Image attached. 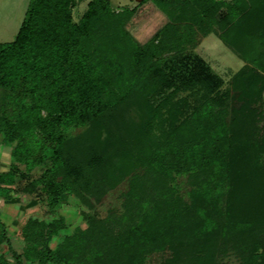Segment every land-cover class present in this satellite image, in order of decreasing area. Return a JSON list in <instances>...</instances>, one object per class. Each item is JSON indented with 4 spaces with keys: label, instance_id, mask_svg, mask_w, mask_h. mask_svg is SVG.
Returning a JSON list of instances; mask_svg holds the SVG:
<instances>
[{
    "label": "trees",
    "instance_id": "1",
    "mask_svg": "<svg viewBox=\"0 0 264 264\" xmlns=\"http://www.w3.org/2000/svg\"><path fill=\"white\" fill-rule=\"evenodd\" d=\"M72 1L29 0L14 39L0 42V135L14 143L15 157L8 170L0 168V196L15 200L12 192L33 193L30 204L42 199L54 214L50 220L27 219L19 250L0 218V246L7 242L13 264H151L154 258L156 264H211L215 253L229 249L240 253L243 264H264V196L251 191L254 179L264 186V135L260 143L249 140L251 133L260 136L256 128L241 144L221 135L232 122L225 117L231 107L227 92L216 102L220 108L208 100L184 115L182 103L174 100L180 85L163 67L168 53L195 47L226 4L229 12L218 19L220 36L252 65L233 79L241 104L232 108L239 117L252 116L264 88V0H181L175 16L166 12L169 20L145 44L122 27L109 31L105 37L115 42L116 54L108 51L115 64L104 68L88 45L100 37L94 25L104 18L122 21L135 7L117 13L110 0H93L78 24ZM153 1L165 10L174 0ZM132 104L141 107L142 119L127 132L140 139L132 145L128 135L117 157L130 168L125 158L134 156L151 174L127 177L117 189V206L105 216L91 214L88 227H75L52 247L66 228L59 212L66 197L87 198L96 172L112 162L109 149L99 159L102 120ZM79 127L84 131L72 135ZM45 158L47 167L20 188ZM112 175L105 177L113 180ZM180 175L186 176V194ZM123 181L108 188L98 178L106 190L102 197ZM244 187L252 193L247 190L240 201ZM221 201H227V210ZM0 264H11L4 252Z\"/></svg>",
    "mask_w": 264,
    "mask_h": 264
},
{
    "label": "rangeland",
    "instance_id": "2",
    "mask_svg": "<svg viewBox=\"0 0 264 264\" xmlns=\"http://www.w3.org/2000/svg\"><path fill=\"white\" fill-rule=\"evenodd\" d=\"M92 1L93 0H73L70 3L71 14L76 23L79 24L81 22L83 15L89 9ZM248 1L250 2V0ZM28 2L29 0H0V42L14 39L23 20ZM110 2L114 11L117 13L124 12L126 7H135V11L122 21V18L116 20L104 18L94 25L97 27L96 30L100 33V37L96 35L93 40L88 42V45L90 50L98 51L99 54L95 56V59L102 68L106 67L111 62L115 64V62L111 60L112 55H109L108 52L111 51L112 54H116L114 52L115 47L113 48L115 42H113V40L109 41L105 37L109 34V31L118 30V28L122 27L123 30L137 40V42L145 44V42L151 39L159 28L169 20L167 13L170 12L175 16L176 7L181 3V0H174L170 3H166L164 6L166 11L161 9L153 0H110ZM225 2L232 3L233 0H225ZM228 12L229 9L227 5H221L216 13V22L206 26L207 33L200 37L198 44L180 53H168V56L165 55L166 57H163L165 58L163 59V67L172 75L177 84L180 85L179 90L175 93L174 100L182 103L184 115L190 113L208 100L213 103L216 109L220 108L219 103L217 104L216 102H219V99L221 100L225 97L227 92L230 94L231 107L227 108L228 115L225 117H229V121L232 120V122L227 131L224 134L221 133V135L224 138L226 137L225 139L230 144H234L235 142L241 144L248 134L257 128L260 131V136H254L251 133L249 140L260 143L263 141L264 135L261 134L263 133L262 131H264L262 130L264 129V118L261 117V114H264V88L261 91V99L252 104V108L254 109L252 116L243 113L244 115L239 117V115L237 116V114H235L238 111L232 108L233 106L238 107L241 104L236 98L238 91L233 88V79L241 70L248 69L252 65L220 36L223 29L218 26V19L225 17ZM125 69H127V65ZM124 72V78L128 79V77H126L128 72ZM174 88L175 85H172L165 90V93L172 91ZM152 101L154 103L157 102L156 99H152ZM141 119V107H136L132 104L127 107L124 106L116 112L115 115L107 116L102 120L101 127L98 131L100 143L102 142L101 145H99V159H103L104 151L109 149L113 152L112 162L110 165L108 164L109 166L105 167V172L104 170L99 173L96 172V176L94 177V185L96 186H92V184L88 186L87 192L91 189L92 191L87 193L89 194L87 198L79 199L72 195L66 197L63 205L59 208L60 214L65 216L66 228L60 230V233L52 239V247L56 246L65 234L71 233L75 227H88L89 220L87 219L91 214L105 216L110 208L117 206V204H119L117 189L120 190L119 188L125 186L124 183L128 181L127 177L137 176L145 172L146 175L151 174L149 169L146 171L142 169V164L138 163V159H135L134 156L125 158L128 162H131L132 166H129L130 168H128V166L122 167L120 163L121 160L117 157L118 154L116 152L122 149L124 144L129 142V136L133 137V139H140L139 136L129 134V132H127L129 130L127 129L135 130V126L137 123L140 124ZM106 125H108V127H106ZM82 128L83 127L74 129L72 135L83 132L84 130ZM36 137L37 135L34 134V138ZM105 139H107L108 142H106ZM133 139H130L132 145L136 141V139ZM28 142L32 144L34 143V139L31 138ZM36 142L35 145L38 144V140H36ZM13 149L14 143L3 142L2 136L0 135V168L2 170H8L14 163L15 157L13 155ZM133 152L135 151H132V153ZM48 161V158L43 159V161L34 168L29 178L21 180V182H19L21 185L20 188L26 185L31 178L38 176L45 167H47ZM106 172H108L109 175L113 174V180H109L105 177ZM222 172H220V174ZM116 175L119 176L118 180L122 178V180L125 181L102 197L106 190L101 184L108 182V188L111 187L112 183L118 181ZM98 178L104 179V182L98 183ZM202 179H204V181L206 180L204 177ZM178 181L182 187L181 191L186 194L189 189L187 187L188 184H186V176L180 175ZM252 182V189L250 187L251 191L254 193L259 190L261 196H264V186L258 185L257 179H254ZM250 189L248 190L247 187H244L243 191L240 190V201L244 198V194L247 190L251 195L252 192ZM12 195L16 198L15 200L4 199L0 196V218L6 223L9 240L14 247L19 250L22 248L23 244L21 229L27 219L29 217H38L50 220L53 218L54 214L48 211L47 205L42 199H38V201L31 205V200L35 198L33 193L12 192ZM221 203L223 204V210H227V201H221ZM244 204L245 203H243V205ZM235 209H237V206L232 207L231 211ZM245 209L246 207L239 206L241 212H245ZM0 248V253L4 252L11 264H13L12 257L8 255L9 250L7 248V242L1 245ZM155 259L157 260V258H154L151 264H156ZM211 264H243V261L239 252L234 249H229L224 252L218 251L215 253L211 257Z\"/></svg>",
    "mask_w": 264,
    "mask_h": 264
}]
</instances>
